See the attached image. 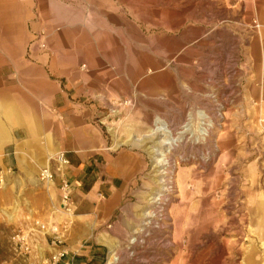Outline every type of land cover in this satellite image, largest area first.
I'll return each instance as SVG.
<instances>
[{
    "label": "rangeland",
    "instance_id": "rangeland-1",
    "mask_svg": "<svg viewBox=\"0 0 264 264\" xmlns=\"http://www.w3.org/2000/svg\"><path fill=\"white\" fill-rule=\"evenodd\" d=\"M6 5L0 49L51 64L136 160L107 221L62 211L40 170L0 172V264H264V0Z\"/></svg>",
    "mask_w": 264,
    "mask_h": 264
},
{
    "label": "crops",
    "instance_id": "crops-1",
    "mask_svg": "<svg viewBox=\"0 0 264 264\" xmlns=\"http://www.w3.org/2000/svg\"><path fill=\"white\" fill-rule=\"evenodd\" d=\"M6 6L0 0L1 19ZM25 56L22 49H0V172L36 175L50 157L63 152L75 215L109 220L123 201L136 158L112 147L96 120V107L67 96L59 74L46 70L47 61L31 62ZM59 184L56 174L51 186L57 194Z\"/></svg>",
    "mask_w": 264,
    "mask_h": 264
},
{
    "label": "built area",
    "instance_id": "built-area-1",
    "mask_svg": "<svg viewBox=\"0 0 264 264\" xmlns=\"http://www.w3.org/2000/svg\"><path fill=\"white\" fill-rule=\"evenodd\" d=\"M69 166L68 160L65 158V154L63 152L56 153L53 157L48 159L47 165L40 169L38 173V179L42 182L52 183L56 174L60 175V184L58 187L60 193L61 207L62 211L67 213L72 212V201H71V188L68 181L63 176L64 169ZM1 180V178H0ZM34 228L38 229V233H41L42 236H50L57 233V227L42 224L38 221H34ZM12 242L15 246H18L20 250L25 252L28 251L29 248V236L23 232L18 231L12 236ZM64 252H58L54 254L50 258L49 264H57L61 258L64 256Z\"/></svg>",
    "mask_w": 264,
    "mask_h": 264
},
{
    "label": "bare ground",
    "instance_id": "bare-ground-1",
    "mask_svg": "<svg viewBox=\"0 0 264 264\" xmlns=\"http://www.w3.org/2000/svg\"><path fill=\"white\" fill-rule=\"evenodd\" d=\"M205 79H206V78H205ZM204 81H205V80H204ZM167 133L169 134V131H167ZM170 134H171V133H170ZM138 141H139V140H138ZM173 144H174V143H172V142H171V143H165V146H168V145H169V146L172 148V147H173ZM175 145H176V144H175ZM152 153H153L154 156H157V151H152ZM165 171H166V174L168 175V173H167L168 170L165 169ZM169 172H170V171H169ZM164 182H165V185H164V183H162V186H163L164 188H166L169 184L166 183V179L164 180ZM160 183H161V182H160ZM161 200H162V199H161ZM172 245H174V244H172Z\"/></svg>",
    "mask_w": 264,
    "mask_h": 264
}]
</instances>
